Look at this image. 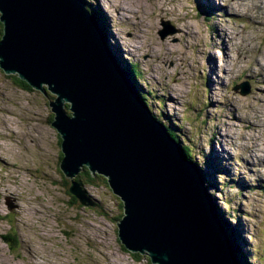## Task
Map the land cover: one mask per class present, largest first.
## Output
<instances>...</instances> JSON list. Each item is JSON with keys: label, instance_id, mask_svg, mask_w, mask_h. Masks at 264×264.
Here are the masks:
<instances>
[{"label": "rangeland", "instance_id": "1", "mask_svg": "<svg viewBox=\"0 0 264 264\" xmlns=\"http://www.w3.org/2000/svg\"><path fill=\"white\" fill-rule=\"evenodd\" d=\"M83 2L123 65L137 66L157 116L189 146L252 263L264 264V80L250 76L264 74V1ZM167 21L175 32L163 37ZM8 76L0 69V264H152L118 241L121 201L105 178L80 184L94 207L68 192L50 124L53 95ZM241 84L245 94L233 90Z\"/></svg>", "mask_w": 264, "mask_h": 264}, {"label": "water", "instance_id": "2", "mask_svg": "<svg viewBox=\"0 0 264 264\" xmlns=\"http://www.w3.org/2000/svg\"><path fill=\"white\" fill-rule=\"evenodd\" d=\"M0 23V69L53 95L67 190L94 207L75 177L86 167L105 178L121 201L124 249L153 264H241L198 167L140 97L84 2L0 0ZM167 24L163 37L175 32Z\"/></svg>", "mask_w": 264, "mask_h": 264}, {"label": "trees", "instance_id": "3", "mask_svg": "<svg viewBox=\"0 0 264 264\" xmlns=\"http://www.w3.org/2000/svg\"><path fill=\"white\" fill-rule=\"evenodd\" d=\"M92 15L94 17H96V19L99 21V24L101 26V28L103 29V25H102V21H101V18L99 17L98 14L96 13H93L92 12ZM2 27V26H1ZM1 33H2V28L0 29ZM1 36V34H0ZM113 53V52H112ZM114 54V53H113ZM117 59V57H115ZM118 64H120V66L122 67L123 71L125 72V74L128 76V78L132 81L133 85L136 87L138 86L137 82H136V79L139 77L138 75V69H137V66L134 64V63H129L127 62L126 60L123 59V62H124V65L121 63L120 60H118ZM12 79L15 80V82L18 84V86H20L21 88H24V89H28V90H31V87L29 85H27L24 81H21L19 80L15 75H11V76H8ZM142 93L140 94V97L145 101V102H148V98H147V93L141 91ZM67 108V107H66ZM155 116V115H154ZM53 117V115L51 116ZM156 117V116H155ZM157 118V117H156ZM164 124H166V122H163ZM169 134L177 141V143L181 146L183 152L185 153L186 155V158L192 162L193 161V158L191 156V153H190V149H189V146L187 145H184L182 144L181 140L179 139V136H178V133L175 131V129H172L170 128L168 125H165ZM59 142H60V139H59ZM62 154H60L61 156ZM62 157V156H61ZM60 157V158H61ZM195 163V162H194ZM209 164V163H208ZM196 165V163H195ZM199 170V168H198ZM200 172V170H199ZM76 181H78L80 184L83 182V180H87V181H93V180H97V179H103L101 175H95V176H92L88 169L86 167H84L82 169V171L75 177ZM106 182V181H104ZM83 184V183H82ZM81 184V185H82ZM210 187L212 188H216V186L214 185V183H211L209 184ZM73 199L76 200V198L74 196H71ZM213 206L214 205V201H213ZM218 213H219V217L222 219V221L226 224L227 226V229H228V235H229V238L233 244V249L234 251L236 252V255L240 261L241 264H249V261H250V256L249 254H247V252L245 250H243V248L241 249L242 246V238L240 236V232L237 233L238 231V227H239V224L235 225V224H231L227 221L224 220V216H223V213L220 212L219 208L217 207L216 208ZM119 217V216H118ZM116 218V217H115ZM244 242V241H243ZM129 254L137 259V258H140V254L139 253H130ZM150 261V260H149Z\"/></svg>", "mask_w": 264, "mask_h": 264}, {"label": "bare ground", "instance_id": "4", "mask_svg": "<svg viewBox=\"0 0 264 264\" xmlns=\"http://www.w3.org/2000/svg\"><path fill=\"white\" fill-rule=\"evenodd\" d=\"M83 1V0H82ZM264 1V0H263ZM252 2V1H251ZM234 4V3H233ZM233 4H232V6H233ZM260 4V3H259ZM245 5H246V2H245ZM258 5V1H253V3H252V5L251 6H257ZM263 5V4H262ZM86 6V5H85ZM234 7H235V4H234ZM263 7V6H262ZM242 9V8H241ZM249 10V9H248ZM233 11H236L237 13L239 12V13H242V15H244L245 13H246V11L245 12H242L241 10H237V9H234ZM90 12V11H89ZM262 12V11H261ZM253 17H254V15H253ZM252 21V20H251ZM259 23V22H258ZM251 24V23H250ZM259 26V25H258ZM250 30L251 29H248V33L250 32ZM222 33V32H221ZM224 34H225V32H224V30H223V35H218L219 36V38L220 39H223V37H224ZM238 35V34H237ZM225 37H226V34H225ZM227 37L228 38H230V36H228L227 35ZM231 37H234V36H231ZM237 39H239V40H241L242 42H245V40H242L241 39V37L240 36H237L236 37ZM240 41V42H241ZM254 46V45H253ZM228 50V49H227ZM259 50V49H258ZM256 53H257V50H256ZM169 54V53H168ZM222 59V58H221ZM251 60V59H250ZM251 64H252V62H250ZM224 64V63H223ZM220 66V68L221 69H223L222 67V64H219ZM222 66V67H221ZM250 65L249 66H246L244 69L245 70H249L250 68ZM254 67H256V66H254ZM250 76L252 77V79H254V80H259L260 78H261V76H262V79L264 80V74L262 75L261 73H259V74H254V72L252 71L251 73H250ZM170 87V86H169ZM217 95V94H216ZM241 118H243V117H241ZM251 126L253 127V129H256L254 126H256L255 124H253V123H251ZM262 128V127H261ZM200 173V172H199ZM200 176H201V173H200ZM201 178H202V176H201ZM203 179V178H202ZM203 182H204V179H203ZM153 264V263H152Z\"/></svg>", "mask_w": 264, "mask_h": 264}, {"label": "flooded vegetation", "instance_id": "5", "mask_svg": "<svg viewBox=\"0 0 264 264\" xmlns=\"http://www.w3.org/2000/svg\"><path fill=\"white\" fill-rule=\"evenodd\" d=\"M59 147H60V142H59ZM60 152H61V151H60ZM61 156H62V155H61ZM61 156H59L58 165H59V161H60V159H61V158H60ZM62 174H63V173H62ZM63 175H64V174H63ZM65 177H66V176H65ZM121 215H122V214H121ZM118 219H119V218H118ZM118 219H117V220H118Z\"/></svg>", "mask_w": 264, "mask_h": 264}]
</instances>
